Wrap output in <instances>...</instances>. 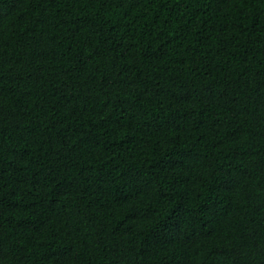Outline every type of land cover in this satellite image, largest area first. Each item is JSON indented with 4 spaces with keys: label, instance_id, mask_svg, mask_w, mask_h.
<instances>
[{
    "label": "trees",
    "instance_id": "trees-1",
    "mask_svg": "<svg viewBox=\"0 0 264 264\" xmlns=\"http://www.w3.org/2000/svg\"><path fill=\"white\" fill-rule=\"evenodd\" d=\"M0 264H264V0H0Z\"/></svg>",
    "mask_w": 264,
    "mask_h": 264
}]
</instances>
